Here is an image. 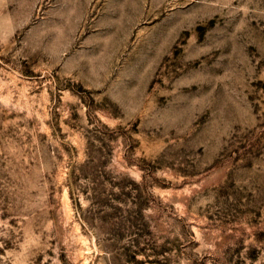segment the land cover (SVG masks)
Segmentation results:
<instances>
[{
  "label": "rangeland",
  "instance_id": "1",
  "mask_svg": "<svg viewBox=\"0 0 264 264\" xmlns=\"http://www.w3.org/2000/svg\"><path fill=\"white\" fill-rule=\"evenodd\" d=\"M0 264H264V0H0Z\"/></svg>",
  "mask_w": 264,
  "mask_h": 264
},
{
  "label": "crops",
  "instance_id": "2",
  "mask_svg": "<svg viewBox=\"0 0 264 264\" xmlns=\"http://www.w3.org/2000/svg\"><path fill=\"white\" fill-rule=\"evenodd\" d=\"M72 1V0H71Z\"/></svg>",
  "mask_w": 264,
  "mask_h": 264
}]
</instances>
